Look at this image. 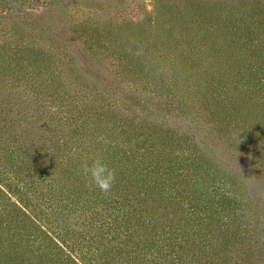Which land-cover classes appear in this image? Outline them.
<instances>
[{
  "label": "trees",
  "instance_id": "trees-1",
  "mask_svg": "<svg viewBox=\"0 0 264 264\" xmlns=\"http://www.w3.org/2000/svg\"><path fill=\"white\" fill-rule=\"evenodd\" d=\"M0 264H264V0H0Z\"/></svg>",
  "mask_w": 264,
  "mask_h": 264
},
{
  "label": "clouds",
  "instance_id": "clouds-1",
  "mask_svg": "<svg viewBox=\"0 0 264 264\" xmlns=\"http://www.w3.org/2000/svg\"><path fill=\"white\" fill-rule=\"evenodd\" d=\"M82 171L88 178V186L102 193H109L115 184L116 170L109 167L101 156L92 157L90 162L85 161Z\"/></svg>",
  "mask_w": 264,
  "mask_h": 264
},
{
  "label": "rangeland",
  "instance_id": "rangeland-1",
  "mask_svg": "<svg viewBox=\"0 0 264 264\" xmlns=\"http://www.w3.org/2000/svg\"><path fill=\"white\" fill-rule=\"evenodd\" d=\"M147 3H150V0H145ZM111 2V1H110ZM108 66L111 68L112 67V65L111 64H108ZM159 114V116H161V112H159L158 113ZM173 118H172V116H171V118H170V120H172Z\"/></svg>",
  "mask_w": 264,
  "mask_h": 264
}]
</instances>
